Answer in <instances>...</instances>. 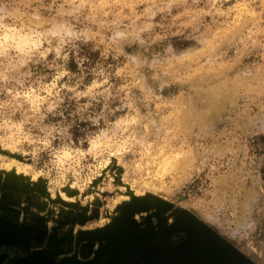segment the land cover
<instances>
[{"label": "clouds", "instance_id": "9594fccd", "mask_svg": "<svg viewBox=\"0 0 264 264\" xmlns=\"http://www.w3.org/2000/svg\"><path fill=\"white\" fill-rule=\"evenodd\" d=\"M0 147L118 164L264 264V0H0Z\"/></svg>", "mask_w": 264, "mask_h": 264}, {"label": "rangeland", "instance_id": "374dc122", "mask_svg": "<svg viewBox=\"0 0 264 264\" xmlns=\"http://www.w3.org/2000/svg\"><path fill=\"white\" fill-rule=\"evenodd\" d=\"M0 147V264H241L187 201L115 163L64 182Z\"/></svg>", "mask_w": 264, "mask_h": 264}]
</instances>
